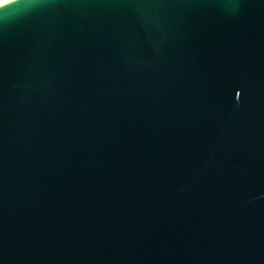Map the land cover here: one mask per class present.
<instances>
[{
    "label": "water",
    "instance_id": "water-1",
    "mask_svg": "<svg viewBox=\"0 0 264 264\" xmlns=\"http://www.w3.org/2000/svg\"><path fill=\"white\" fill-rule=\"evenodd\" d=\"M0 264H264V0L1 4Z\"/></svg>",
    "mask_w": 264,
    "mask_h": 264
},
{
    "label": "bare ground",
    "instance_id": "bare-ground-1",
    "mask_svg": "<svg viewBox=\"0 0 264 264\" xmlns=\"http://www.w3.org/2000/svg\"><path fill=\"white\" fill-rule=\"evenodd\" d=\"M8 1H11V0H0V5L6 3Z\"/></svg>",
    "mask_w": 264,
    "mask_h": 264
}]
</instances>
